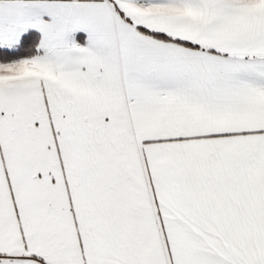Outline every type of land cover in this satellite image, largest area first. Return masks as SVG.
Listing matches in <instances>:
<instances>
[{"label":"snow or ice","instance_id":"6c2138e0","mask_svg":"<svg viewBox=\"0 0 264 264\" xmlns=\"http://www.w3.org/2000/svg\"><path fill=\"white\" fill-rule=\"evenodd\" d=\"M0 264H264V0H0Z\"/></svg>","mask_w":264,"mask_h":264}]
</instances>
